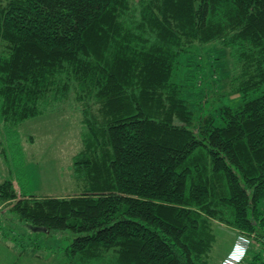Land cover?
I'll use <instances>...</instances> for the list:
<instances>
[{"label":"trees","instance_id":"obj_1","mask_svg":"<svg viewBox=\"0 0 264 264\" xmlns=\"http://www.w3.org/2000/svg\"><path fill=\"white\" fill-rule=\"evenodd\" d=\"M213 41L238 68L234 92L262 89L220 126L193 122L172 81L181 54ZM71 96L78 187L37 195L5 179L0 204L70 229L84 264H215L214 223L248 243L240 264H264V0H0L3 125Z\"/></svg>","mask_w":264,"mask_h":264},{"label":"rangeland","instance_id":"obj_2","mask_svg":"<svg viewBox=\"0 0 264 264\" xmlns=\"http://www.w3.org/2000/svg\"><path fill=\"white\" fill-rule=\"evenodd\" d=\"M237 70L229 49L216 41L194 42L179 56L172 81L180 85L193 122L210 116L215 126L223 125L224 107L236 108L244 98L261 94L262 89L245 96L234 92L230 79ZM81 124L73 96L45 104L41 114L12 129L0 119V182L12 180L17 192L28 194L73 192L78 187L73 159L81 147ZM260 209L264 210V203ZM213 230L216 243L209 253L212 262L240 264L248 252L246 240L222 223H214ZM74 235L70 229L36 227L21 219L9 204H0V264H84L68 250ZM240 244L243 252L237 256L233 252Z\"/></svg>","mask_w":264,"mask_h":264},{"label":"clouds","instance_id":"obj_3","mask_svg":"<svg viewBox=\"0 0 264 264\" xmlns=\"http://www.w3.org/2000/svg\"><path fill=\"white\" fill-rule=\"evenodd\" d=\"M237 249H239V250H235L233 253L236 255L237 254V256L239 255V253H240V251H241V254H242V252H243V245H238V247H237ZM232 253V255H234Z\"/></svg>","mask_w":264,"mask_h":264}]
</instances>
